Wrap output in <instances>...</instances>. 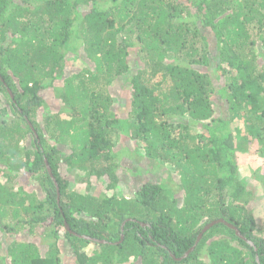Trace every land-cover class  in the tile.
I'll return each mask as SVG.
<instances>
[{"label":"trees","instance_id":"16d2710c","mask_svg":"<svg viewBox=\"0 0 264 264\" xmlns=\"http://www.w3.org/2000/svg\"><path fill=\"white\" fill-rule=\"evenodd\" d=\"M262 192L264 0H0V264H264Z\"/></svg>","mask_w":264,"mask_h":264},{"label":"rangeland","instance_id":"374dc122","mask_svg":"<svg viewBox=\"0 0 264 264\" xmlns=\"http://www.w3.org/2000/svg\"><path fill=\"white\" fill-rule=\"evenodd\" d=\"M116 95L118 96H123V97H127V90L124 87L118 89L116 91ZM123 101L120 103L122 105ZM118 104V106L120 105ZM117 106V108L119 109V107ZM125 108H122L120 110V114L125 113ZM137 146H135V141L131 140L129 142H117L116 143V147H115V151L114 154H120V160H119V172L121 173V175L126 176V178L128 179L126 181L127 185L125 186H121L118 188V190L120 191V195L126 197V198H131V195L134 194L136 191H138L143 185L144 183H146L147 181H151V182H156L159 183L162 180L164 181V183H175L176 178H174L172 175L171 177H173L174 179H170V170L169 169H162L159 167H156L152 164V161L149 158L144 157L143 155L136 153L135 149ZM140 147V146H139ZM141 149V147H140ZM256 151V146L253 147V150L249 153H253L254 156H256L257 158L259 156H257V154L255 153ZM141 153H143L141 151ZM255 159V157H254ZM66 164L63 163L60 166L61 171L66 170L67 167L65 166ZM256 165L254 163H241L240 165V170L241 173L244 176H252L254 175V172L256 170ZM259 167V166H257ZM172 170V169H171ZM73 173H69L68 174V178L71 179L72 184H76L75 186H77V180L80 177H84V171L78 167V169L76 168ZM79 176V178H77ZM37 175L35 176V178L29 177L28 175L23 176L20 180V184H22L23 186H26V190L28 193L34 194V196H36L37 198H39L40 200H45V194L42 192L40 186H39V181H36ZM170 179V180H169ZM77 182H74V181ZM181 191V190H180ZM179 191V196L177 198H181V194L182 191ZM264 196V192L261 193ZM179 201V200H178ZM181 201V200H180ZM179 201V204H181ZM264 204V202H263ZM257 210L260 211L259 216H264V206L263 208H257ZM132 220V219H129ZM128 220V221H129ZM134 221V220H133ZM19 240H33L35 243H37L38 245H42L41 249L42 252L47 250V246L43 245L40 238H38L37 236H31L28 235L25 231L18 235V237L16 238V241ZM94 246H91L90 248L87 249L88 253H92V250L94 249ZM205 252V251H204Z\"/></svg>","mask_w":264,"mask_h":264},{"label":"water","instance_id":"95a60500","mask_svg":"<svg viewBox=\"0 0 264 264\" xmlns=\"http://www.w3.org/2000/svg\"><path fill=\"white\" fill-rule=\"evenodd\" d=\"M31 127H32V125H31ZM32 129H33V127H32ZM46 167H47V170H48V172H49V174H50V177L52 178V180L55 182V184H56V186H57L58 197H60V190H59V187H58V183H57V180H56V178H55V176H54V174H53V172H52V168H51V166L49 165L48 161H46ZM219 223H224V224L227 225L229 228L235 230L237 236H239L240 238L246 240V239L241 235V232H240L235 226L226 223L224 220H218V221H215V222L210 223L208 226H206V227L204 228L202 234L199 235L198 241L201 239L203 233H205V232H206L208 229H210L212 226H214V225H216V224H219ZM122 230H123V229H122ZM123 239H124V235H122V240H123ZM246 241H247V240H246ZM247 243L250 244V245H254L251 241H247ZM192 250H193V249H192ZM192 250H190V252H191ZM190 252H188L184 257H187L188 254H189ZM173 257H174V256H173ZM178 260H180V259H178Z\"/></svg>","mask_w":264,"mask_h":264},{"label":"clouds","instance_id":"9594fccd","mask_svg":"<svg viewBox=\"0 0 264 264\" xmlns=\"http://www.w3.org/2000/svg\"><path fill=\"white\" fill-rule=\"evenodd\" d=\"M58 198L60 199V197H58ZM192 249H193V248H192ZM192 249H191V250H192ZM194 250H195V249H193L191 252H193ZM189 252H190V251H189ZM191 252H190V253H191ZM186 254H187V253H186ZM186 254H185V255H186ZM188 255H189V254H188ZM181 259H182V258H181ZM181 259H180V260H181Z\"/></svg>","mask_w":264,"mask_h":264}]
</instances>
